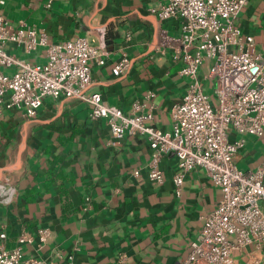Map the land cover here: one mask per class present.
<instances>
[{
    "label": "crops",
    "instance_id": "obj_1",
    "mask_svg": "<svg viewBox=\"0 0 264 264\" xmlns=\"http://www.w3.org/2000/svg\"><path fill=\"white\" fill-rule=\"evenodd\" d=\"M165 0H7L5 14L45 29L49 41L87 36L103 45L106 61L92 64V91L130 111L135 102L153 113L152 123L173 127V105L189 80L179 74L162 34L177 36L178 19L160 21L150 7ZM242 30L264 44V0H249L239 15ZM132 36L126 40V33ZM19 55L20 48L12 47ZM29 57L46 59L45 47ZM123 57L129 68L119 75ZM91 105L77 99L46 97L28 119L16 108L0 114V232L17 245L25 231V256L36 254L62 264H178L191 250L204 219L221 192L202 167L188 172L177 193L172 176L177 158L166 154L161 185L148 176L153 151L144 135H113L105 118L89 116ZM238 165L264 164V134L244 135ZM138 171V173H136ZM264 207V203H263ZM51 234L41 243L38 229ZM239 264H264V242L232 253Z\"/></svg>",
    "mask_w": 264,
    "mask_h": 264
},
{
    "label": "built area",
    "instance_id": "obj_2",
    "mask_svg": "<svg viewBox=\"0 0 264 264\" xmlns=\"http://www.w3.org/2000/svg\"><path fill=\"white\" fill-rule=\"evenodd\" d=\"M6 1L0 0V114L16 108L30 119L46 97L77 99L91 105V119L105 118L115 137L148 138L153 151L148 176L153 184L166 181L160 163L168 153L177 158L172 179L179 194L186 174L202 167L221 196L178 264H239L232 256L235 250L264 242V164L248 170L238 165L244 135L264 134V44L260 49L239 22L249 0H165L150 7L160 21L179 20L180 33L162 34L156 47L170 49L179 74L189 80L172 107L173 127L168 130L152 123L153 113L144 104L135 102L125 111L91 90L92 64H104L108 54L103 45L92 44L87 36L49 41L44 28L10 19L4 11ZM131 36L128 31L125 39ZM42 46L46 59L32 60L29 55ZM129 64L123 57L113 72L124 73ZM38 234L43 243L51 230L41 227ZM29 241L32 237L23 231L10 248L2 230L0 264H62L36 254L25 256L23 244Z\"/></svg>",
    "mask_w": 264,
    "mask_h": 264
},
{
    "label": "rangeland",
    "instance_id": "obj_3",
    "mask_svg": "<svg viewBox=\"0 0 264 264\" xmlns=\"http://www.w3.org/2000/svg\"><path fill=\"white\" fill-rule=\"evenodd\" d=\"M211 94H212V91H211Z\"/></svg>",
    "mask_w": 264,
    "mask_h": 264
}]
</instances>
